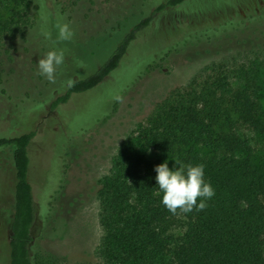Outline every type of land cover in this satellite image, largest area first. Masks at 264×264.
<instances>
[{"label": "trees", "instance_id": "trees-1", "mask_svg": "<svg viewBox=\"0 0 264 264\" xmlns=\"http://www.w3.org/2000/svg\"><path fill=\"white\" fill-rule=\"evenodd\" d=\"M79 1L61 7L56 0L58 15L73 12ZM42 2L27 0V8L0 17V42L26 39L33 30L34 36H45L37 27ZM185 2L160 1L146 15L118 27L109 37V46L95 53L100 62L93 71L72 80L50 107L102 85L123 65L135 41L158 25L164 12ZM222 5L218 8H232ZM198 10L211 12L201 9L200 2ZM240 34L264 38L263 9L244 19L226 14L191 29L184 39L218 44L213 42ZM166 43L153 42L150 54ZM173 43H167L168 51ZM136 128L121 145L109 174L98 182L102 236L94 253L99 264H264V150L259 147L264 139V39L204 65L187 84L171 88ZM34 136L31 129L0 135V149H10L14 173L6 264L56 260L52 254L30 249L36 213H45L44 203L55 197L48 194L41 199L36 192L45 186L34 190L29 180ZM148 149L173 159L177 168L204 165V179L215 191L204 210L172 214L165 208L155 179L159 164L148 160Z\"/></svg>", "mask_w": 264, "mask_h": 264}, {"label": "rangeland", "instance_id": "rangeland-1", "mask_svg": "<svg viewBox=\"0 0 264 264\" xmlns=\"http://www.w3.org/2000/svg\"><path fill=\"white\" fill-rule=\"evenodd\" d=\"M70 1L59 3L63 7ZM160 1L164 0H81L73 12L59 16L60 4L43 0L42 10L36 9L41 15L37 27L51 33V39L34 36L33 30L26 39L0 42V135L35 131L29 147V180L34 190L45 186L36 192L41 199L48 194L55 197L44 203L45 213H36L30 249L31 253L52 254L56 257L53 264H99L94 253L102 236L98 182L109 174L121 145L156 103L171 88L187 84L207 63L264 39L240 34L213 42L218 44L187 43L184 36L191 29L226 14L244 19L264 10V0H187L164 12L158 25L135 41L123 65L102 85L73 95L55 109L50 107L72 80L93 71L100 62L95 53L109 46V37L118 27L146 15ZM199 2L201 9L211 12H200ZM222 4L232 8L219 9ZM28 5L27 0H3L0 17H10ZM63 22L71 24L75 36L70 42L57 43L56 24ZM153 42H174L175 49L168 51L171 46L166 43L150 54ZM59 49L64 50L65 60L57 67L52 84L39 74L38 60ZM259 141L263 152L264 139ZM147 156L158 164L167 162L170 170L177 168L173 159L162 158L153 149H148ZM13 185L10 149H0V264H6L8 252Z\"/></svg>", "mask_w": 264, "mask_h": 264}, {"label": "clouds", "instance_id": "clouds-1", "mask_svg": "<svg viewBox=\"0 0 264 264\" xmlns=\"http://www.w3.org/2000/svg\"><path fill=\"white\" fill-rule=\"evenodd\" d=\"M58 35L56 42H70L74 39L75 32L69 22L57 23ZM51 39V33L44 34ZM64 50L47 52L44 58L38 60L39 74L50 83H56L57 67L64 63ZM157 173L156 183L162 193V204L172 214L190 213L194 209L202 211L207 207L206 201L215 195L211 183L204 179V165L181 166L170 170L167 162L155 167ZM200 201L197 203V201Z\"/></svg>", "mask_w": 264, "mask_h": 264}]
</instances>
